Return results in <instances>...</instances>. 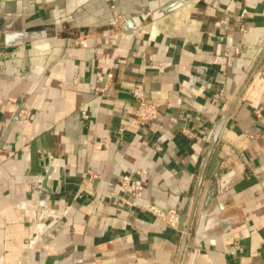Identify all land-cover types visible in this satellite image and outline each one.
<instances>
[{
	"label": "crops",
	"instance_id": "1",
	"mask_svg": "<svg viewBox=\"0 0 264 264\" xmlns=\"http://www.w3.org/2000/svg\"><path fill=\"white\" fill-rule=\"evenodd\" d=\"M171 1L0 0V264H264V0Z\"/></svg>",
	"mask_w": 264,
	"mask_h": 264
},
{
	"label": "built area",
	"instance_id": "2",
	"mask_svg": "<svg viewBox=\"0 0 264 264\" xmlns=\"http://www.w3.org/2000/svg\"><path fill=\"white\" fill-rule=\"evenodd\" d=\"M244 14L245 11L242 12V15ZM221 24V22L217 23V25ZM239 53L240 47L236 45L232 39H227L225 42L224 54L217 57L218 63L221 65H231ZM134 99L136 101V106L131 117V123L133 125L144 126L157 121L161 111L159 104L149 101L145 94L140 91L134 92ZM29 116L30 114L26 110H21L19 113V118L23 123H27L29 121ZM135 175L136 177L125 175L121 178L120 191L122 195L131 198L129 203L132 207L149 213L157 219L165 222L170 227L178 229L180 218L179 213L175 209L163 210L157 205L149 202L142 204L137 202L144 191L143 179L148 175V172L145 169H137L135 171ZM92 176L94 177L95 175L92 174Z\"/></svg>",
	"mask_w": 264,
	"mask_h": 264
},
{
	"label": "water",
	"instance_id": "3",
	"mask_svg": "<svg viewBox=\"0 0 264 264\" xmlns=\"http://www.w3.org/2000/svg\"><path fill=\"white\" fill-rule=\"evenodd\" d=\"M192 0H173L170 3H167L166 5L162 6L160 9H158L154 14V19H159L161 17H164L166 15H169L170 13L174 12L175 10L181 8L185 4L191 2ZM188 233L184 236V248L187 243V237Z\"/></svg>",
	"mask_w": 264,
	"mask_h": 264
}]
</instances>
